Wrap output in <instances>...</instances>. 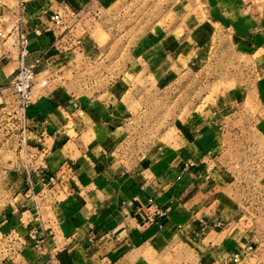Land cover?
Segmentation results:
<instances>
[{"label":"crops","instance_id":"obj_1","mask_svg":"<svg viewBox=\"0 0 264 264\" xmlns=\"http://www.w3.org/2000/svg\"><path fill=\"white\" fill-rule=\"evenodd\" d=\"M112 1L26 4L27 63L43 59L33 82L27 136L32 146L50 151L48 172L59 179L42 213L55 233L51 247L57 264H231L240 247L264 242V222L256 220L252 229L241 222L243 194L236 184L241 164L229 157L245 144L256 151L264 147V0H186L164 35L155 30L147 38L150 47L138 46L127 54L118 81L101 89L83 88L81 71L96 52L77 47L74 31L86 15ZM18 2L7 0L8 31L17 24ZM64 8V28L55 34L34 33L52 12ZM228 49L252 61L255 80L235 81L219 101L180 116L168 143H131L122 111L129 106L132 79L160 70V61L170 77L219 73ZM3 50L8 58L1 56ZM18 60L12 31L6 41L0 40L3 91L12 90ZM232 79L220 77L218 83L227 86ZM4 151L15 158L0 175V264H48V256L26 239L34 211L17 147L8 141ZM34 182L39 194L42 186ZM259 184L264 188V177ZM202 221L222 226L203 232Z\"/></svg>","mask_w":264,"mask_h":264},{"label":"rangeland","instance_id":"obj_2","mask_svg":"<svg viewBox=\"0 0 264 264\" xmlns=\"http://www.w3.org/2000/svg\"><path fill=\"white\" fill-rule=\"evenodd\" d=\"M185 1L113 0L105 9L94 10L86 17L84 15L85 18L74 31L77 36L74 41H81L80 45L76 44L77 47L96 53L85 61L86 66L81 71L82 87L101 89L118 81L127 54L138 46L150 47L151 42L147 38L151 39L155 30H162L164 35L169 21L178 16L179 5ZM175 5H178L177 9H173ZM143 39H146L144 43ZM153 59L151 57L150 61ZM159 66L160 70L156 72L132 79L134 84L127 98L129 106L122 111L128 119L126 124L131 143L141 147L168 143L175 121L180 116L200 112L204 105L219 101L222 91L234 86L235 81L252 82L256 77L252 61L234 56L231 49H228L224 66L219 63V73L216 70L215 73L200 71L170 77L163 69L165 63L160 61ZM220 77L234 79L226 86L218 83ZM26 124L29 127L30 124ZM24 128L25 114L20 107L19 97L13 89H0V175L11 167L10 162L15 158L14 153L9 158L4 154L8 141L16 145L19 157ZM239 151V154L230 153L229 157L241 164V168L236 170V184L243 194V200L238 205L240 219L244 226L246 223V227L252 229L256 227V220L264 222V188L259 184L264 177V147L256 151L245 144ZM255 161L259 167H256ZM167 261H171L170 257ZM180 263L197 264L195 260Z\"/></svg>","mask_w":264,"mask_h":264},{"label":"built area","instance_id":"obj_3","mask_svg":"<svg viewBox=\"0 0 264 264\" xmlns=\"http://www.w3.org/2000/svg\"><path fill=\"white\" fill-rule=\"evenodd\" d=\"M27 0H19V15L17 24L11 31L6 30L4 22L7 21L6 8H8L7 0H0V40L6 41L12 34V31L17 34V44L19 48L18 71L14 77L11 87L19 97V104L25 114V128L22 132V139L20 144L19 163L20 170L24 173L26 181L30 188V199L32 200L31 211H34V220L28 219L30 228L26 231V239L32 243L35 249L48 256V264H57V256L54 254L51 247V240L55 239V233L50 225H46L43 218V210L50 203L53 198L52 191L59 185V179L56 175L48 172V157L50 151L46 147L39 145L32 146L27 136L29 122L27 111L33 105L32 102V88L33 82L36 77L38 67L42 64L43 59L38 58L33 63L28 64L27 58L31 54L30 38L27 23L24 21L25 9ZM66 8L52 12L49 16L48 23L42 27L34 29L37 36L44 33L55 34L66 25ZM77 44L80 45L81 41L78 40ZM2 57H9L7 50H3ZM44 123H47L46 121ZM34 178L37 184L42 186V191L39 194L34 192ZM156 215L165 217L166 213L157 211ZM33 221L37 224L31 227ZM222 223L208 224L204 221L201 222V231H206L210 228H220ZM22 237L20 236L18 241ZM231 264H264V244L255 247L252 244H247L240 247L238 253H234L230 257Z\"/></svg>","mask_w":264,"mask_h":264}]
</instances>
